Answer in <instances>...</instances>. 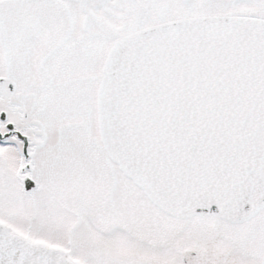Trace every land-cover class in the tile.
Here are the masks:
<instances>
[{
	"label": "snow or ice",
	"instance_id": "6c2138e0",
	"mask_svg": "<svg viewBox=\"0 0 264 264\" xmlns=\"http://www.w3.org/2000/svg\"><path fill=\"white\" fill-rule=\"evenodd\" d=\"M0 264H264V0H0Z\"/></svg>",
	"mask_w": 264,
	"mask_h": 264
}]
</instances>
